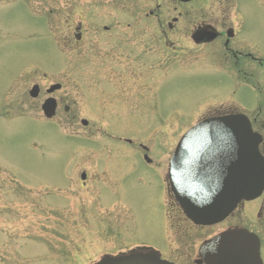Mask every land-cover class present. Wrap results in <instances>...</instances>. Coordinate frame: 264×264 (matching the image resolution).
<instances>
[{
	"label": "rangeland",
	"instance_id": "1",
	"mask_svg": "<svg viewBox=\"0 0 264 264\" xmlns=\"http://www.w3.org/2000/svg\"><path fill=\"white\" fill-rule=\"evenodd\" d=\"M229 1L159 0L152 18L155 0H0V264H96L161 244L163 214L180 213L160 177L179 139L208 117L254 116L264 101L251 92L264 87V0L224 11ZM200 22L234 29L263 63H248L256 82H236L221 42L191 40ZM49 97L58 109L48 120ZM263 203L230 223L257 224ZM173 240L167 229L165 259Z\"/></svg>",
	"mask_w": 264,
	"mask_h": 264
},
{
	"label": "water",
	"instance_id": "2",
	"mask_svg": "<svg viewBox=\"0 0 264 264\" xmlns=\"http://www.w3.org/2000/svg\"><path fill=\"white\" fill-rule=\"evenodd\" d=\"M189 2L191 0H179ZM80 28L77 29V31ZM208 41L215 33L206 34ZM81 39V34L76 35ZM200 43L202 35H193ZM61 85L52 86L48 93L59 90ZM38 86L30 91L36 98ZM42 110L47 118L54 117L56 102L47 100ZM86 126L87 121H82ZM196 134L200 139H194ZM204 142L201 150L192 153L200 156L201 169H187L190 165L188 145L192 141ZM261 137L252 131L250 121L242 114L225 115L207 119L193 127L180 141L170 163L169 177L173 191L183 212L198 224H213L225 219L243 201L260 197L264 191V158L259 152ZM145 160L150 163L148 156ZM201 174L199 186L188 185L189 175ZM206 264H263L260 257L258 238L246 231L222 234L210 241L204 249ZM97 264H171L160 260L156 253H130L120 256H105Z\"/></svg>",
	"mask_w": 264,
	"mask_h": 264
},
{
	"label": "flooded vegetation",
	"instance_id": "3",
	"mask_svg": "<svg viewBox=\"0 0 264 264\" xmlns=\"http://www.w3.org/2000/svg\"><path fill=\"white\" fill-rule=\"evenodd\" d=\"M157 1V9L150 11L149 15L147 17H156L159 18V11L161 9V4H159V0ZM175 4L179 5H193L194 3H198L199 0H193L188 3H183L178 0H171ZM201 1V0H200ZM235 0H230L227 4L224 5L223 10L228 11V9H231ZM232 3V4H231ZM176 9V7H175ZM180 19L178 18H173V23L174 24H168L169 30H173L175 25L179 22ZM160 23L162 21H159ZM162 26V25H161ZM194 27V31L191 33V40H193V35L196 33H199L202 35L203 40L197 44L198 47L200 46H207L211 45L217 41L221 42L223 45V54L226 57V61H232L234 64V70L232 72H238V77L236 78V82L241 85L243 78L245 77H251L249 81H254V78L256 77L255 74L250 72L251 70H248V63L251 62H257L259 61L260 65L263 63L257 59L252 52L245 46L241 45L239 43H236V35L235 31L232 27H227L224 26L223 28L225 30L218 31V28L214 25V23H208V22H200L197 23ZM208 33H215L217 37L214 40L208 41V38L206 34ZM240 75H243L244 77L241 78ZM246 80V79H244ZM248 80V79H247ZM38 86V85H36ZM248 87H250L248 85ZM254 89L251 90V92L257 93H263L264 92V87H258L256 86L252 87ZM250 87V89H252ZM39 93L36 98L34 99H39L41 96V89L38 86ZM62 90L61 89L53 92L52 94L48 93V90H46V93L52 96L53 94L59 92ZM259 96V95H258ZM251 98V96H249ZM262 97V98H261ZM261 99H264V94L263 96L261 95ZM50 98V97H49ZM54 98V97H51ZM260 98L257 101H261ZM56 101L57 99L54 98ZM256 103V101H255ZM259 108L257 110V113L253 116L251 114H246L251 122L253 131L258 133L261 136V143L259 145L260 152L264 156V101L259 102ZM42 109V106H41ZM57 109H58V101H57ZM56 109V111H57ZM69 109L66 107L65 111L67 112ZM244 113V112H243ZM82 124V122H81ZM84 126V125H83ZM88 125L84 126L85 128ZM191 137H194V139H200L201 137L193 134ZM178 144V143H177ZM201 145H204V142L200 141H192L188 145V153L190 156L188 157V162L190 165H187V169H192L195 166L196 163V169H201V162L203 159L198 156L196 159L192 158V153L197 152L198 149L201 148ZM177 145L174 148V151L172 152V155L169 160V166L167 169V173L165 176H160L161 178L163 177L164 179V184H165V191H166V196H168L169 201L171 200L172 203L180 209L178 206V201L177 198L172 190L171 184H170V177H169V169H170V161L175 153ZM201 150V149H200ZM194 163V166L192 163ZM121 173V172H119ZM202 175L198 173H192L189 175V179L187 181L188 185L192 186L193 183H196L197 186L200 185L202 181ZM121 178V175L119 176ZM89 180V175L86 172H82L80 175V187L84 188ZM261 199H264V192L263 194L256 200L253 201H242L238 207L233 211L226 219L214 223V224H198L195 223L193 220H191L187 215H185L182 210L180 209V213H168V220L169 223H166V215L165 213L163 214V217L160 219L159 222V231L162 235V241H160V245L156 246H146L145 244H142V246L138 247L137 250L132 251V252H140V253H156L158 257L162 260L168 261L172 264H206L204 261V255H203V250L207 243H209L212 239L215 237L227 233V232H232V231H248L253 234H255L260 241V253H261V258L264 263V257H263V250H264V235L259 232L258 228L264 229V203L261 204L259 207V210L257 212L256 220L258 221L257 224H251V225H242L239 222L235 223H230L231 220L234 219V216L237 214V211L240 208H243L246 205L249 204H255L256 202L260 201ZM259 223V224H258ZM167 229L169 231L174 232V240L173 244H176L177 246L175 249L171 251L172 257L165 259L163 252L164 250L161 249L164 247L165 242L167 241ZM166 237V238H165ZM195 255V257H194Z\"/></svg>",
	"mask_w": 264,
	"mask_h": 264
}]
</instances>
